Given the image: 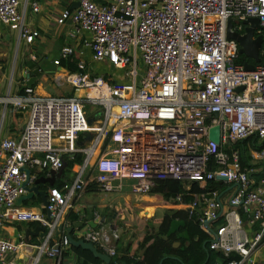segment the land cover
I'll use <instances>...</instances> for the list:
<instances>
[{
  "label": "built area",
  "instance_id": "2783aa9c",
  "mask_svg": "<svg viewBox=\"0 0 264 264\" xmlns=\"http://www.w3.org/2000/svg\"><path fill=\"white\" fill-rule=\"evenodd\" d=\"M76 2L58 22L70 21L74 34L88 32L84 46L92 60L108 63L122 77L106 79L81 59L77 71L60 67L55 73L74 92L40 93L26 86L0 95L2 118L20 113L25 124L0 136V264H41L47 257L61 264L71 246L65 232L73 225L69 215L79 213L90 182L112 192L134 180L133 192L146 194L163 178L185 183L190 200L179 194L164 199V206L197 216L210 248L224 255L214 264H256L254 255L264 242V176L253 173L260 171L258 161L264 165V148H251L256 165L243 167L239 149L228 151L227 145L250 136L264 139V0ZM29 5L35 11L41 6L25 0L24 7ZM249 17L259 19L255 37L263 38L262 60L251 71L238 63L239 41L228 37L229 20L232 31L244 34ZM0 22L27 43L41 35L27 23L21 0H0ZM75 52L64 45L54 63L61 65ZM216 125L220 144L209 136ZM78 153L83 159L72 168L74 177L48 189L50 217L43 203L16 204L26 193V167L58 170ZM37 178L31 173L28 185ZM210 181L225 188H208ZM193 183L208 189L191 192ZM13 222L43 224L45 235L39 243L23 236L15 242L3 234ZM60 225L64 229L57 236ZM114 237L117 233L103 228L77 231V238L111 257L118 254ZM233 253L239 258L225 261Z\"/></svg>",
  "mask_w": 264,
  "mask_h": 264
},
{
  "label": "crops",
  "instance_id": "0c3cea01",
  "mask_svg": "<svg viewBox=\"0 0 264 264\" xmlns=\"http://www.w3.org/2000/svg\"><path fill=\"white\" fill-rule=\"evenodd\" d=\"M37 1H39L41 5L38 11H35L31 5L24 7L23 9H21V11L25 14L27 23H29L32 27L38 29L41 35L37 37L32 43H27L26 41H24L25 52L21 56L22 65L17 66V78L16 80H13L12 78L8 91H10L11 93L21 92V87L26 82V77L24 76V74L31 73L32 75L37 77L34 86L40 93L62 94L74 92V90H71L70 92L58 93L59 91L56 92V90H58L59 88L55 86V83L47 84V82L50 80V77H52V67H54L55 70L60 69V67H64L62 65H56L53 63L54 60L59 57L61 48L66 44L73 45L76 48L74 57L77 60H85L89 66V69L95 64H98L99 66V63L101 62L93 61L92 51L84 46V42L90 34L88 32H83L81 35L74 34L73 26L70 21H68L64 25L58 22V19L63 10L66 8H74L76 0ZM8 29L9 28L7 26L0 22V43L4 39H1V34L3 35V37L7 36ZM54 50L57 51L56 56L51 60V56ZM3 55L6 56L7 54L2 52L0 48V57L4 59V62L0 64V76L2 71L1 68H4L3 66L5 64L9 65L10 62L9 59H6ZM47 61L50 67H45ZM102 64L109 65L108 63ZM3 80L4 78L2 76L0 78V89L3 86ZM23 124L24 120H22L20 128L13 130L3 136L13 135L19 132ZM3 127L5 128V126ZM0 134L1 137H3L2 133ZM32 170V173L36 174L37 177L48 176L50 174V170H43L38 167L33 168ZM73 177V169H68L66 166L63 170V175L61 177L57 176L54 180L53 185L45 186L44 184H42V186H45L47 189H49V187L57 186L58 183L71 180ZM133 181L134 180H125L122 187L123 191L125 190V187L132 186ZM121 190L103 192L99 188L98 190H92L86 187L77 205L79 213L74 212L78 216V220L75 221L77 226H74L72 234L76 239H79L77 238V231L85 228L86 226L96 229L103 228L108 231V233H117V238H113L114 245L116 246L118 252L115 258H119L125 254H127L131 258H137L139 256L141 257L144 251V248L141 246L144 237L150 233L157 234L165 214H168L166 212L168 209L164 206V203L163 205L152 203L151 199L159 200L160 197H162L160 195L151 193L133 195L127 190L124 191V195H120L119 197L113 194L122 193L119 192ZM35 200L39 202V205H35L33 207L40 206V203H42L41 199L36 198ZM149 208H154L153 212L152 209L147 210ZM17 223L19 224H16V222L7 223L3 228V234L6 237L11 238V240L15 242H18V240L22 238V236L26 241L31 243H39L42 240V235L40 234V232L38 233L35 231L36 227L39 225L37 222ZM75 223H73V225ZM78 223H81L82 225L79 227ZM151 228H154L155 230H152ZM28 229H31L32 233L27 237L26 232ZM61 233V230H59L57 232V236H60ZM254 257L256 260V264H264V242L260 249L255 253ZM67 260L69 264H76V252L70 249ZM41 264H55V259L48 257L43 258Z\"/></svg>",
  "mask_w": 264,
  "mask_h": 264
},
{
  "label": "trees",
  "instance_id": "16d2710c",
  "mask_svg": "<svg viewBox=\"0 0 264 264\" xmlns=\"http://www.w3.org/2000/svg\"><path fill=\"white\" fill-rule=\"evenodd\" d=\"M252 61L248 57L241 55L238 63L245 64L246 61ZM4 59L0 57V64ZM61 65L68 68L70 71H77V59L74 55L67 59L61 60ZM109 79V75L105 76ZM111 78V77H110ZM22 89L21 92H23ZM232 148L239 149L240 161L243 167H251L252 165L259 167L260 171L253 173L257 178L264 176L263 162H254L250 154V149L264 148V139H259L256 136H250L244 140H239L227 145V150ZM83 156L78 153L76 156L67 160V168L78 167L82 163ZM256 163V164H255ZM63 182L58 183L57 186L61 187ZM88 189L98 190L99 186L96 181L90 182L87 186ZM224 189L225 185L221 183L209 182L208 188ZM202 188L198 183H193L191 192H200L207 190ZM162 196L165 200H172L177 195H183V201L188 202L191 195L185 189V183L182 180L174 178H163L155 180L150 192ZM26 206L28 203H25ZM184 220L185 224L181 225L175 232L168 235L171 222L174 219ZM71 224L78 220V216L71 212L69 215ZM16 224H19L16 222ZM179 242V245H175ZM144 248L143 254L140 257L131 258L127 254L119 258L113 257V260L107 264H214L216 260L224 255L211 249L209 246V235L200 227L197 216H190L188 211L184 209H177L174 214H165L162 223L159 227L157 234L150 233L144 237L141 245ZM73 250L77 254L76 264H106L100 258L96 257L90 250L84 249L81 246L71 245L66 250L62 257L61 264H69L67 257L69 250ZM239 258L238 254H231L229 257H224L225 261L230 259Z\"/></svg>",
  "mask_w": 264,
  "mask_h": 264
},
{
  "label": "water",
  "instance_id": "95a60500",
  "mask_svg": "<svg viewBox=\"0 0 264 264\" xmlns=\"http://www.w3.org/2000/svg\"><path fill=\"white\" fill-rule=\"evenodd\" d=\"M78 5V2L74 5L76 7ZM245 23L249 24L246 28V32L244 34H239L235 31H232L233 26V20H229L228 23V37L235 38L239 41L241 47H240V53L249 59H252L251 61L245 62V69L246 70H254L256 68V65L262 60L261 58V47L263 38L262 36H256L255 37V28L259 27V19L257 17H249L245 20ZM24 76L26 77L25 84L21 87V90L24 89L26 86L33 87L36 83L37 77L32 75L31 73L27 74L25 73ZM240 87L239 89H241ZM93 118H89V122H92ZM25 126V124H23ZM210 139L215 141L216 143H221V136H220V126L216 125L210 128ZM81 144V142H79ZM76 156V154H73V157ZM67 166V160H64V163L61 168L58 170L51 169L50 174L48 176H39L33 185H28V181L30 178V175L32 173V170L29 167L25 168V171L27 172V179L24 183L26 193L22 194L16 201V204L18 206H24L26 202L29 200H35L36 198H40L43 205L46 207L47 214L51 215V210L48 209V189L45 186H50L54 184V180L57 176L61 177L63 175V170ZM222 179H226V177H220ZM42 184L45 186L43 187ZM177 209H168L166 212L168 214H174L176 213ZM185 221L180 220L178 218L174 219L171 222L168 235L175 232L181 225H184ZM82 224L78 223V226L80 227ZM74 226H77L76 223L72 227H68L65 229V232L68 236V239L73 246H81L84 249L90 250L96 257L100 258L106 263L111 262L112 257L101 251L97 245H95L92 241L84 240L83 238L76 239L73 234V228ZM63 225L59 226V230H63ZM36 232H40L42 237L45 235V226L43 224H39L36 229ZM31 229H28L26 232V236L28 237L31 234ZM176 245L179 244V242L175 243ZM56 262V260H55Z\"/></svg>",
  "mask_w": 264,
  "mask_h": 264
},
{
  "label": "rangeland",
  "instance_id": "374dc122",
  "mask_svg": "<svg viewBox=\"0 0 264 264\" xmlns=\"http://www.w3.org/2000/svg\"><path fill=\"white\" fill-rule=\"evenodd\" d=\"M25 6V0H21V9H23ZM7 36H4L1 34L2 38L1 39H6L0 43V48L2 50V52L6 53L7 55L4 56L6 59H9V65L5 64L3 67L1 68V77L3 76L4 80H3V86L0 89V94L5 95L8 93L9 90V86H10V81L16 80L17 78V66L18 65H22L21 64V56L24 54L25 52V45H24V40H19L18 39V35L15 31L8 29L7 31ZM56 50H54L52 56H51V60L53 59V57L56 56ZM47 64H45L46 66H49L48 61L46 62ZM55 64V63H53ZM19 69V67H18ZM53 71L51 72L52 77H50V80L47 82V84L49 83H55V86L57 88H59L58 90H56V92L58 93H62V92H70L71 90L73 91V87L63 81H58V79H55V73L57 71V69L55 70L54 67L51 68ZM91 71H97L99 72L100 75L106 76L109 75V78L112 77L113 75L116 78H121L122 74L120 71L114 69L111 65H105L102 63L95 64L94 66H92ZM113 74V75H112ZM13 76V77H12ZM50 92V91H49ZM3 110H4V105L0 104V125L2 124V128L0 129V133H2L3 135L8 134L9 132L16 130L18 128L21 127V123L22 120H24V117L19 113V114H8L6 116L5 119L2 118V114H3ZM3 122V123H2ZM8 122V123H7ZM5 126V128L3 127ZM1 136V134H0ZM4 137V136H3ZM125 190H127L128 192H131V194L136 195L133 192L132 186L130 187H125ZM124 190V191H125ZM123 191V189L119 192L122 193H113L115 196L119 197L120 195H124L125 192ZM152 203L157 204V205H163V199L162 197H160V199H151ZM122 201V200H119ZM162 201V202H161ZM28 206L33 207L35 205H39V202L37 200H29L28 202ZM160 203V204H159ZM152 209V212L154 210V208H149L147 210ZM152 230H155L154 228H151Z\"/></svg>",
  "mask_w": 264,
  "mask_h": 264
},
{
  "label": "clouds",
  "instance_id": "9594fccd",
  "mask_svg": "<svg viewBox=\"0 0 264 264\" xmlns=\"http://www.w3.org/2000/svg\"><path fill=\"white\" fill-rule=\"evenodd\" d=\"M99 189H100V187H99Z\"/></svg>",
  "mask_w": 264,
  "mask_h": 264
}]
</instances>
